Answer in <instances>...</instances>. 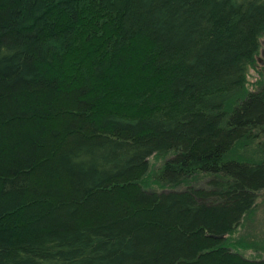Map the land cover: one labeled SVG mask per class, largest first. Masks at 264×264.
I'll return each instance as SVG.
<instances>
[{"label":"trees","instance_id":"obj_1","mask_svg":"<svg viewBox=\"0 0 264 264\" xmlns=\"http://www.w3.org/2000/svg\"><path fill=\"white\" fill-rule=\"evenodd\" d=\"M263 37L264 0H0V264H264Z\"/></svg>","mask_w":264,"mask_h":264},{"label":"rangeland","instance_id":"obj_2","mask_svg":"<svg viewBox=\"0 0 264 264\" xmlns=\"http://www.w3.org/2000/svg\"><path fill=\"white\" fill-rule=\"evenodd\" d=\"M263 46L261 54L256 58L255 62L250 67L246 82L245 93H251L256 91L261 86L260 84L264 80V37L262 38ZM263 138V137H262ZM243 147V148H242ZM239 147L234 151V156L242 159H252V147H246L245 145ZM170 155L153 156L150 160V170L145 177L144 186L148 191H163L162 188L156 183L157 176L162 171V167L165 162L170 158ZM212 179L211 176H201V179L196 177L192 178L189 182L177 188L175 191H186L190 188L198 190H210L209 182ZM173 190L169 188L167 190ZM259 200L255 205L253 211L247 215L244 223L237 228V233L231 238L233 242H244V249L240 252L247 258L260 259L264 258V192L258 195Z\"/></svg>","mask_w":264,"mask_h":264}]
</instances>
